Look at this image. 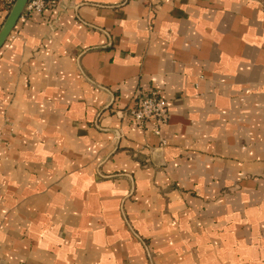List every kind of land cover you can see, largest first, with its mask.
Segmentation results:
<instances>
[{
    "label": "crops",
    "instance_id": "0c3cea01",
    "mask_svg": "<svg viewBox=\"0 0 264 264\" xmlns=\"http://www.w3.org/2000/svg\"><path fill=\"white\" fill-rule=\"evenodd\" d=\"M148 88L161 136L128 114ZM0 264H264V0L21 17L0 49Z\"/></svg>",
    "mask_w": 264,
    "mask_h": 264
},
{
    "label": "built area",
    "instance_id": "2783aa9c",
    "mask_svg": "<svg viewBox=\"0 0 264 264\" xmlns=\"http://www.w3.org/2000/svg\"><path fill=\"white\" fill-rule=\"evenodd\" d=\"M15 2L16 0H0V12L8 15ZM48 4L49 0H29L21 17L43 12ZM128 114L136 127L161 136L168 123V104L158 88L139 90L135 107L129 110Z\"/></svg>",
    "mask_w": 264,
    "mask_h": 264
},
{
    "label": "water",
    "instance_id": "95a60500",
    "mask_svg": "<svg viewBox=\"0 0 264 264\" xmlns=\"http://www.w3.org/2000/svg\"><path fill=\"white\" fill-rule=\"evenodd\" d=\"M29 0H16L0 29V49L21 18Z\"/></svg>",
    "mask_w": 264,
    "mask_h": 264
}]
</instances>
